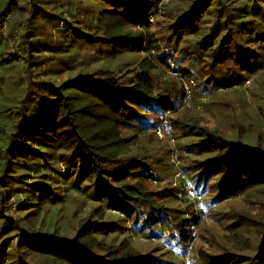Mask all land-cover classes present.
Instances as JSON below:
<instances>
[{
  "label": "trees",
  "instance_id": "trees-1",
  "mask_svg": "<svg viewBox=\"0 0 264 264\" xmlns=\"http://www.w3.org/2000/svg\"><path fill=\"white\" fill-rule=\"evenodd\" d=\"M100 1L111 6L101 13L104 18L99 20L106 32L101 36L79 35L89 41H103L107 46L106 56L115 61L122 54L146 55L135 63L137 69L131 70L128 63L95 68L96 72L79 68L76 75H69L58 84L46 79L34 84L29 72L35 65L32 60L37 56L36 48L29 45L24 50L23 72L29 78L28 90L13 117L0 116V137H7L4 143L0 142V264H7L11 254L9 264H27L25 261L31 264H178L139 253L126 240L115 236L121 227L116 222L125 220L118 214L131 218L141 206H144L145 219L150 221L148 226L161 225L160 235L169 226L161 202L168 201L171 191H153L143 184L155 175V170L145 161L141 139L152 132L155 134L159 124L152 116L160 119L181 105L177 95L154 94L158 70L151 57H165L161 44L169 48V54L178 50L177 61L186 63L178 68L187 78L198 64L188 59L192 54H202L204 57L197 60L203 62L206 78L216 88L241 87L248 74L261 71L256 68L264 57V0H190L189 7L186 4V8L177 11L174 9L177 6L164 8L169 0ZM33 2L29 0L25 7H18L17 0H7L6 9L0 11V22L14 9L20 17L14 21L13 29L21 23L29 27V15L36 7ZM157 2L171 19L165 39L150 32L149 20L160 9ZM60 22H63L60 27L66 24L64 16ZM29 30L25 32V41ZM10 53L16 59L15 52ZM122 67H127L123 70L125 73L120 70ZM201 131L198 134L203 137L195 140L193 133L194 136L182 133L183 138L190 136L185 148L191 154L195 151L210 154L206 159L195 160L197 168L200 167L196 171V184L201 178L213 176V184L219 187L215 202L242 193L249 203L262 206L256 215H238L239 222L234 224L235 235L242 230L246 232L238 239L244 248L237 246L234 252L209 255L203 258L202 264L245 263L247 258L254 264H263L264 113L257 119V129L252 128L255 132L250 143L241 137L232 140L207 129ZM58 165L63 166V172L54 168ZM12 170L21 174L11 175ZM62 188L83 203L87 202L85 198L96 203L88 212L73 218L75 229L71 236L56 229L41 231L35 224L48 206L59 211ZM21 190L25 204L19 202L20 206L32 209L16 221L3 209L2 202L20 195ZM146 208L151 211L145 212ZM140 217L136 215L135 220ZM22 222L25 223L21 225ZM186 222L177 221L173 225L183 242L188 237L184 231ZM248 227L254 229L252 240ZM11 232L17 238L16 244L9 240L7 234ZM249 250L254 253L251 257L243 254Z\"/></svg>",
  "mask_w": 264,
  "mask_h": 264
},
{
  "label": "rangeland",
  "instance_id": "rangeland-1",
  "mask_svg": "<svg viewBox=\"0 0 264 264\" xmlns=\"http://www.w3.org/2000/svg\"><path fill=\"white\" fill-rule=\"evenodd\" d=\"M33 1L36 7L29 15L30 26L21 23L17 29H13L14 21L19 19L20 13L12 9V19L10 17L0 34V38H2L0 40V80L2 81V83L0 81V116L4 114L6 118L13 117V112L22 104L28 90L29 78L25 77L23 72L24 59L23 57L19 59L16 55L17 61L10 53L16 52L17 48L22 50L23 55L29 45L36 48L37 56L32 60L35 65L29 72L30 79L34 84L38 80L45 79L58 84L69 75H76L79 68H85L87 72H92L95 68L128 63L131 70L137 69L135 63L139 61L140 57L146 55L144 53L122 54L115 61L106 56L107 46L103 41H89L84 35H79L80 33L89 35L97 33V36H101L106 32L105 27L99 23V20L104 18V14L101 16V13L105 9L111 8L110 4L105 1ZM166 1L164 0V2ZM189 1L169 0L168 4H164V8L168 10L172 6H177L174 7L177 11L178 8H186V4L189 7ZM25 2H29V0H17L18 7H25ZM6 7L7 0H2L0 11ZM158 7L160 9L149 20L151 23L150 32L160 39H165L169 34L167 27L171 19L168 13H164L163 6ZM68 9L69 12L66 11ZM64 14H66V24L60 27L58 22ZM28 28H30L27 33L28 41H25L24 35ZM15 34H17V39L14 38ZM250 46L253 47V45ZM161 49L165 52V57L162 59L156 58L154 55L150 56L158 70L153 85L154 94L162 92L177 95L181 106L175 112L165 113L161 117L162 119L152 116L151 118L157 120L158 126L165 123L167 130L163 131L160 136L156 132V127L155 134L152 132L147 137H142L141 144L146 154L145 161L149 163L151 169L155 170V175H151L143 184L149 190L171 191L168 201L161 202L163 212L167 213L169 226L164 228L161 235L162 228L159 223L148 226L150 221L145 219L142 209L144 206L136 208L131 218L113 211L114 214L125 218L123 221L116 222L121 227L115 236L119 240L122 238L126 240L139 253L150 254L162 261H174L178 264H202L203 258L209 255L224 251L234 252L237 250V246L244 248L238 239L246 232L242 230L238 235H235L234 224L239 222L241 215L244 216L246 213L256 215L262 206L259 203H249L242 193L236 197L215 202L214 197L217 196L219 187L213 184V176L201 178L196 184V171L198 173L200 167L197 168L198 164L195 163V160L206 159L210 154H204L201 151L191 154L189 149L185 148V145L189 144L190 136L183 138L182 133L194 134L193 140H195L203 137L198 134L202 132V129H207L209 132L222 134L228 139L236 140L237 137H241L244 142H252L255 132L252 131V128L257 129V119L261 118L264 113V82H262L264 57L261 60L262 63L256 68L257 70L261 68L260 73L248 74L241 87L225 89L212 86V82L208 77L206 78L207 71L202 67L203 62L199 63L197 60L204 57L202 54L197 53V56L192 54L188 59V61L195 60L198 64L193 66L194 72L187 74V78H185L183 72L178 68H182L186 64L177 61L180 56L179 51L175 49L169 54L170 50L164 44H161ZM188 49H192V46H188ZM224 49L226 56L229 57L230 53L227 48L224 47ZM124 68L127 67L120 69L122 73L126 72L123 71ZM14 115L17 116L15 113ZM177 119L178 121H176ZM6 138L5 135L0 137L1 144L6 141ZM54 168L61 172L64 171L61 165ZM22 171L24 172V169ZM10 174L21 173L13 171ZM62 190L64 191L63 202L59 211L56 212L54 206H48L36 218L35 224L40 227L41 231L51 232L56 229L60 233L71 236L75 229L72 227L74 225L73 218L77 219L82 213L88 212L96 203L89 198H85L87 202L83 203L77 199L78 196L70 191L66 192V188H62ZM81 198L84 200V196ZM24 200L25 195L21 190L20 195L3 200V209L11 214L16 221L18 218L22 219L24 213L32 209V207L27 209V205L20 206L19 202L23 203ZM19 206L26 209H21ZM150 211L149 208L145 209V212ZM74 212L76 216H74ZM138 214L141 217L135 220V216ZM187 219L189 222L185 221ZM177 221L186 222L184 231L188 233V237L185 242L179 240L180 233L176 232L173 226ZM146 223L148 224L145 225ZM246 230L252 240L251 235H254V229L248 227ZM7 235L11 244H16L17 238L12 235V232ZM251 240L247 242L255 247V243ZM243 254L251 257L254 253L249 250ZM12 258L11 254L7 258V264ZM30 259L33 260V257ZM244 261L245 263H241V261L232 264H254L250 258L244 259Z\"/></svg>",
  "mask_w": 264,
  "mask_h": 264
},
{
  "label": "built area",
  "instance_id": "built-area-1",
  "mask_svg": "<svg viewBox=\"0 0 264 264\" xmlns=\"http://www.w3.org/2000/svg\"><path fill=\"white\" fill-rule=\"evenodd\" d=\"M159 5H160V3H159ZM63 16L66 18V14H64ZM10 17H11V14L10 13H6V15L4 16V18L2 19V21L0 22V34H1V31L5 28L6 23L10 19ZM62 23L63 22H60L59 23V26H62ZM14 38L17 39V34L14 35ZM15 54L18 56L19 59H22V57H23L22 50H20L19 48H17ZM186 88H187V86H186ZM165 130H167V125L165 123H163L160 126H157L156 132H157L158 135L161 136L162 135V132L165 131Z\"/></svg>",
  "mask_w": 264,
  "mask_h": 264
}]
</instances>
